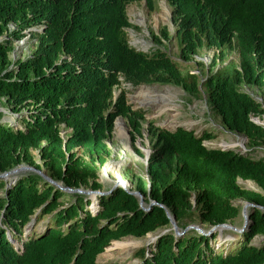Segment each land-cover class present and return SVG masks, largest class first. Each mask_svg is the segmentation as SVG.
I'll use <instances>...</instances> for the list:
<instances>
[{
  "label": "trees",
  "instance_id": "obj_1",
  "mask_svg": "<svg viewBox=\"0 0 264 264\" xmlns=\"http://www.w3.org/2000/svg\"><path fill=\"white\" fill-rule=\"evenodd\" d=\"M136 1L0 0V174L26 164L65 188L102 190L99 171L111 157L107 140L117 117L143 156L134 142L143 137L145 111L128 103L122 81L205 94L221 126L247 139V150L209 148L211 131L196 135L148 121V177L132 174L130 181L148 209L121 187L97 195L92 209L89 195L60 189L36 171L0 178V264H101L98 255L113 241L170 228L166 210L182 231L224 223H240L239 230V199L254 206L247 208L246 227L230 230L234 240L224 250L213 244L217 232L190 228L175 236L170 229L134 256L138 264H264V243L253 244L264 236V156H257L264 153V126L251 120L262 119L264 106L245 91L264 93V0H167L182 63L214 50L204 80L161 49L147 53L129 44L127 6ZM24 31L30 53L15 59ZM169 36L167 26L151 32L156 43ZM231 51L236 61L229 60ZM119 120L124 123L119 118L115 126Z\"/></svg>",
  "mask_w": 264,
  "mask_h": 264
},
{
  "label": "rangeland",
  "instance_id": "obj_2",
  "mask_svg": "<svg viewBox=\"0 0 264 264\" xmlns=\"http://www.w3.org/2000/svg\"><path fill=\"white\" fill-rule=\"evenodd\" d=\"M152 1V8L149 7L146 0H138L127 6L129 22L133 25V27H128L126 29L129 44L136 50L147 53L155 49H161L176 60L179 63L180 69L184 72L190 71L191 73L199 74V79L204 80L206 78L207 68L214 54L213 50H206L204 53H201V55L194 57L193 61L182 63L181 59L178 57L179 44L174 35L175 25L172 21L171 8L167 0ZM164 26L168 27L171 36H169V39L162 38L161 43H156L151 37V32L159 35L161 28ZM24 33H26V36L15 42L13 53L15 59L25 57L30 53L29 45L32 42L31 39H28V32L24 31ZM237 56V53L233 52L229 58L236 61ZM197 61L203 63V74H201L202 71L200 70L201 68H199L201 66L198 65ZM121 88L126 90L128 103L133 109L141 108L145 111L146 120L142 129L143 137H137L134 142V146L139 149L141 147L146 149L150 148L147 122L153 121L155 126L171 131L178 127L192 130L196 135H201L205 131H211L215 135L214 138L204 141V144L209 148H222V145H226V149H234L241 152L247 150V141L242 135L229 132L221 126L220 118L206 102L205 94H200L197 97L192 96L181 86L174 84H140L132 86L130 83L122 81ZM119 91L120 89H116L115 93L117 94ZM245 91L253 94L255 99L262 101L264 106V93H260L256 88H245ZM4 111L6 112L5 119L13 121L15 116L10 113L8 109H4ZM119 118L122 119L121 117ZM259 120L264 122V117ZM123 121L127 129V139L125 137L121 138L114 127L112 136L107 140L112 150L111 157L99 171L98 180L103 185L102 190H98L99 192H107L108 190L106 189L113 188L118 180L116 172H118L119 177H121L120 179L123 180L129 188L132 187L130 182L132 174H138L144 177L146 175L144 155L139 156L136 154L129 134L130 127L124 119ZM64 132L65 131H63L62 134H64ZM34 154L37 155V151H34ZM257 156H264V153L259 152ZM36 158L39 163L40 160L37 156ZM21 166L33 168L26 164H21ZM26 171L33 170L23 169L12 175L13 178H11V181L16 179L20 173ZM39 171L45 177L47 176L44 170ZM238 184L246 189L260 190L256 183L250 180L238 179ZM82 191L85 193L91 190L84 189ZM89 196L91 198L89 207L95 209L97 207L96 196ZM234 204L243 208L245 201L239 199L236 200ZM239 224L240 223L232 226V228L211 232L218 233V237L213 243L215 249L224 250V247L228 246L229 243L234 240V235L230 233V230L233 232L237 231L238 227H240ZM195 226L202 229L200 225ZM170 229H172V227L159 229L141 238L131 236L124 237L118 240V243L121 244L120 246H115V241H113L100 255H98L97 262L101 264H138L139 260L134 256L135 252L141 247H147L149 250L150 245L156 241L157 237L168 232ZM179 231H177V234H179ZM174 235L177 236L175 232ZM261 243H264V236L256 237L253 240L254 245H260Z\"/></svg>",
  "mask_w": 264,
  "mask_h": 264
},
{
  "label": "water",
  "instance_id": "obj_3",
  "mask_svg": "<svg viewBox=\"0 0 264 264\" xmlns=\"http://www.w3.org/2000/svg\"><path fill=\"white\" fill-rule=\"evenodd\" d=\"M256 124H260V125H263L264 126V122L263 121H261V120H259L258 118H253L252 119ZM141 149V151L143 152V154H144V161H145V165H146V171H147V164H148V159H149V156H150V153H151V150L150 149H146V148H140ZM222 149H224V148H222ZM23 169H29V170H33V171H36V172H38V173H40L41 174V172L39 171V170H36L35 168L33 169H31V168H26V167H23V166H17V167H15V168H12L11 170H9V171H7V172H4V173H1L0 174V178H3V179H6V180H9L10 179V181L12 180L11 178H13V176L12 175H14V174H16L17 172H19V171H21V170H23ZM42 175V174H41ZM48 182H50V183H53V184H55L57 187H59L60 189H63V190H65V191H74V192H78V193H84L81 189H77V190H71V189H69V188H65V187H63V185H62V183L61 182H55V181H53V180H51L49 177H45L44 175H42ZM116 187H121V188H123L124 190H126V191H128L129 193H131V194H133V195H135L136 197H138L139 198V202H140V207L141 208H144V209H148V208H145L144 207V201H143V196L141 195V193H139L138 191H135V190H131L128 186H126V184H125V182L123 181V180H121V179H118L117 180V182H116V184L113 186V188H111L109 191H107V192H99V191H89V192H85V194H87V195H93V196H97V195H104V194H108V193H110L111 192V190L112 189H114V188H116ZM153 204H156L155 202H151L150 204H149V206L150 205H153ZM254 206V204H252V203H249V202H245V205L243 206V208H242V216H243V227L241 228V229H239L238 231H242L245 227H246V225H247V223H248V220H249V218H248V213H247V208L248 207H253ZM262 208V207H261ZM166 214H167V216L169 217V220H170V225H171V227H172V229H173V231L175 232V234L177 235V236H180V235H182L187 229H189V228H193V229H195L196 231H198L199 233H201V234H204V233H206V234H211V232H213V231H215V230H219V231H221L222 229H227V228H232V226L230 225V224H219V225H216V226H214V227H212L209 231H207V232H205L203 229H199L198 227H196L195 225H191V226H188L185 230H180L179 229V227L177 226V224H176V222H175V219H174V217H172L170 214H169V212L166 210ZM180 230V231H179ZM177 231H179V234H177Z\"/></svg>",
  "mask_w": 264,
  "mask_h": 264
},
{
  "label": "bare ground",
  "instance_id": "obj_4",
  "mask_svg": "<svg viewBox=\"0 0 264 264\" xmlns=\"http://www.w3.org/2000/svg\"><path fill=\"white\" fill-rule=\"evenodd\" d=\"M119 119V118H118ZM115 130L117 132V134L121 137V138H126V134H127V129L125 127V124L123 122H121L120 120L116 123L115 126ZM120 139V138H119ZM127 139V138H126ZM127 143V142H126ZM224 143V142H223ZM125 145V144H124ZM223 147H227L226 145H222ZM126 150V149H125ZM125 157V155H124ZM112 165V164H111ZM117 170V169H116ZM108 171V170H107ZM119 171V170H118ZM115 172V171H114ZM116 175L118 176V179H120L121 177H119L118 172H116ZM127 183V182H126ZM121 244L118 242H115V246H120Z\"/></svg>",
  "mask_w": 264,
  "mask_h": 264
},
{
  "label": "clouds",
  "instance_id": "obj_5",
  "mask_svg": "<svg viewBox=\"0 0 264 264\" xmlns=\"http://www.w3.org/2000/svg\"><path fill=\"white\" fill-rule=\"evenodd\" d=\"M213 52H214V50H213ZM233 52H236V51H231V53L229 54V56L233 53ZM214 55V54H213ZM238 55V54H237ZM197 56H199V55H197ZM197 56H195V57H197ZM229 56H228V58H229ZM213 58V57H212ZM229 60H233V59H231V58H229ZM207 72H208V68H207ZM206 72V73H207ZM245 88H249V87H245ZM254 88H256V87H254ZM254 88H250V89H254ZM257 89V88H256ZM258 90V89H257ZM119 93H115V97L118 95ZM251 94V93H250ZM252 96H253V94H252ZM114 97V98H115ZM264 117V116H263ZM262 117V118H263ZM117 118H119V117H117ZM117 118L115 119V121H114V127H115V122H116V120H117ZM122 118V117H121ZM253 118H255V117H251V120L253 119ZM256 118H258V117H256ZM258 119H260V118H258ZM122 120H123V118H122ZM253 121V120H252ZM254 122V121H253ZM245 138V137H244ZM245 140L247 141V139L245 138ZM222 148H224V149H226L225 147H222ZM221 148V149H222ZM139 149V148H138ZM148 149H150V148H148ZM151 150V149H150ZM142 152V151H141ZM143 153V152H142ZM144 155V154H143ZM147 172V171H146ZM148 176H147V174L145 175V178H147ZM129 187V186H128Z\"/></svg>",
  "mask_w": 264,
  "mask_h": 264
}]
</instances>
